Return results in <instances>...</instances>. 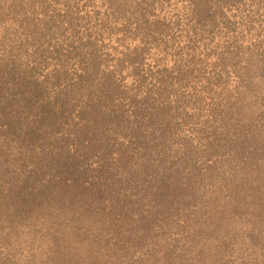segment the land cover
Segmentation results:
<instances>
[{
  "label": "trees",
  "instance_id": "16d2710c",
  "mask_svg": "<svg viewBox=\"0 0 264 264\" xmlns=\"http://www.w3.org/2000/svg\"><path fill=\"white\" fill-rule=\"evenodd\" d=\"M0 264H264V0H0Z\"/></svg>",
  "mask_w": 264,
  "mask_h": 264
}]
</instances>
